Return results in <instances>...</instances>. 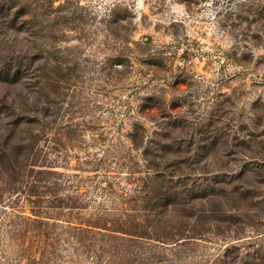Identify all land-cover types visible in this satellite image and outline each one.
I'll return each instance as SVG.
<instances>
[{"label":"rangeland","instance_id":"obj_1","mask_svg":"<svg viewBox=\"0 0 264 264\" xmlns=\"http://www.w3.org/2000/svg\"><path fill=\"white\" fill-rule=\"evenodd\" d=\"M0 264H264V0H0Z\"/></svg>","mask_w":264,"mask_h":264},{"label":"trees","instance_id":"obj_2","mask_svg":"<svg viewBox=\"0 0 264 264\" xmlns=\"http://www.w3.org/2000/svg\"><path fill=\"white\" fill-rule=\"evenodd\" d=\"M156 174H158L157 176L159 177V180H160L157 184L163 186L166 183V181H167L166 180V176L165 175H162V174H159L158 172ZM184 180L187 181L188 179L186 178ZM168 181H170V179H168ZM189 188H190L189 186H186V189L187 190H189ZM161 194L165 198L164 201H166V203H168L169 206L170 205H175V204L176 205H181L183 203H186V200L185 199L178 198L177 197V194H173L172 193L170 186H169V191L168 192H166V193H161L160 192L159 195H161ZM202 197H204V196H202ZM188 216L189 215H184L183 214L180 220H183L184 221V219L188 218ZM142 222L143 221H141V223H140L136 219L135 222H134V224H132L131 227H127V228L126 227H122V229H120V230H116V229H112V228H107V227H105V228L103 227V228L106 231L114 230V231H118V232H123L126 235H131L132 237H150V238H154L152 236H155L157 238V239L155 238V240H158V241H161V242H164V243L171 242V238H174V239H172V241H174V242H177L179 239L184 238V235H183L184 234L183 233V226H185V223H184L185 221L184 222L180 221V227L177 230V233H172V234L171 233H167L166 235H159L158 234L159 233V229H158V227H155V226H153V230H154L155 233H154V235L153 234L151 235L150 233H148L146 231V229H144L145 227H147V225L146 224H143ZM97 224H99V223H97ZM107 225H108V223H105V226H107ZM89 226H91L92 228L93 227L94 228L95 227L101 228L100 225H96V224H92V225H89ZM94 233L103 235L100 231H97V230H95Z\"/></svg>","mask_w":264,"mask_h":264}]
</instances>
